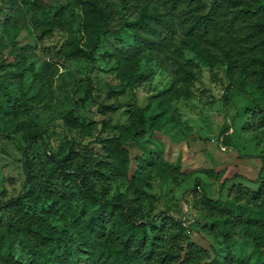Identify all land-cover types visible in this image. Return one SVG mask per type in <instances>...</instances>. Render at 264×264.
Returning <instances> with one entry per match:
<instances>
[{
  "label": "rangeland",
  "instance_id": "374dc122",
  "mask_svg": "<svg viewBox=\"0 0 264 264\" xmlns=\"http://www.w3.org/2000/svg\"><path fill=\"white\" fill-rule=\"evenodd\" d=\"M110 1L118 5L116 28L105 35L93 56H89L88 35L82 34L81 0H0V103L7 110L17 97L25 95L30 101L27 109L22 107L19 122L9 119L8 130L0 133V202L20 192L25 180L24 150L29 144H33L30 157L36 165L43 161L48 168L61 164L72 147L86 167L87 164L95 167L100 159L112 160L109 149L96 138L100 133L106 135L125 128L129 123L128 109L135 104H151L147 110L149 127L128 146L133 156L142 151L150 153L155 164L144 161L138 170L135 161L134 174L130 175L101 167L104 175L91 173L95 188H106L110 198L123 193L128 199L136 185L144 197L148 218L157 214L184 217L189 202L198 195L194 189L198 180L209 195L223 200L232 198L227 189L231 182L221 187L206 168L223 170L222 177L234 173L246 175L252 180H237L256 189L259 182L253 179L259 176L263 164L264 124L246 91L233 87L231 103L225 102L230 82L226 63L202 55L198 52L201 45H197L198 50L192 49L181 32L174 35L175 44L163 52L138 50L132 33L140 24L135 11L126 10L121 0ZM197 1L203 13L213 3V0ZM249 1L253 6L264 4V0ZM61 5H65L63 26L42 36ZM73 36L78 37L77 44L86 54H71ZM138 57L141 75L126 85L129 78L124 62ZM179 66L191 78L183 77L184 71ZM122 86L126 87L124 93L115 95L113 90ZM87 89L86 101L74 112L80 124L70 126L64 117ZM259 101L264 107V100ZM103 103H113L116 109L108 114L97 111ZM4 116L6 119L8 114ZM102 120L108 125L104 127ZM228 122L232 125V145H224L221 140V129ZM68 170L67 182L75 184L81 171L74 167ZM25 201V208L36 213L53 204L48 198L36 203ZM240 203L244 209L255 210L252 204ZM91 205L90 200L77 197L70 205L55 204L56 208L66 210L51 212L47 218L49 224L65 228L71 234L68 246L75 264H89L91 260L86 240L72 227L75 216ZM192 211L186 232L191 240L208 248L210 259L217 258L224 264H253L258 249L264 247V230L252 232L245 224L224 222L218 210L200 204ZM0 218L5 219L1 211ZM212 224L216 235L203 227L210 228ZM62 251L63 247L56 249L59 254ZM97 256L93 254L95 264H103V259H96ZM19 258L26 260L22 255ZM0 264L8 263L0 260Z\"/></svg>",
  "mask_w": 264,
  "mask_h": 264
},
{
  "label": "trees",
  "instance_id": "16d2710c",
  "mask_svg": "<svg viewBox=\"0 0 264 264\" xmlns=\"http://www.w3.org/2000/svg\"><path fill=\"white\" fill-rule=\"evenodd\" d=\"M83 11L81 27L82 34L88 35L89 56H93L96 48L105 35L116 28L115 15L118 5L110 0H81ZM126 10L135 11L137 28H132L136 38V48L140 51L155 50L163 52L175 44L173 37L176 33L184 34L187 45L198 50L204 56L215 62H225L226 72L230 82L224 95L225 102L231 103L230 91L233 87L250 94L254 111L258 109V118L264 124V107L260 99L264 100V4L253 6L249 0H213L208 12H201V3L197 0H121ZM65 5L57 10L53 20L45 26L42 36L50 33L55 27L63 26L62 15ZM78 37L70 38L72 43L70 52L73 55L86 54L77 44ZM85 52V53H84ZM140 58H132L124 62L128 68L130 85L140 76ZM182 76L191 78L189 72ZM237 74V77H236ZM126 87L113 90L115 95L124 93ZM112 93V91H110ZM89 94L81 98L74 108L65 115L68 125L78 126L74 112L86 101ZM30 101L25 95L17 97L15 103L5 110L0 103V133L6 132L9 119L18 121L22 107L27 109ZM151 104H135L128 109V125L118 132L101 133L96 141L103 143L109 149L112 160L100 159L95 167L84 166L78 159L77 150L70 148L61 164L55 168H48L43 161L36 165L30 157L33 144L24 150L25 180L17 196L0 202V211L5 219L0 218V260L4 263L23 262L19 255L26 258L23 264H75L72 260L70 246L71 234L64 228L60 229L48 223L51 212H58L55 204L64 206L77 200V197L90 200L92 205L75 216L73 229L87 242V249L91 255V264L96 259H103V264H224L217 258L210 259L208 248L191 240L186 232L187 221L193 218L192 209L198 204L220 212L224 222L232 220L234 225L245 224L249 231L264 230V156L260 174L253 181L259 182L256 189H250L241 184L239 178H248L241 173L222 177L223 170L216 167L206 168V172L213 175L221 187L228 182V195L232 198L222 199L207 193L201 180L196 182L194 189L198 194L189 202L184 217L176 218L169 215L157 214L148 218L144 209V197L135 185L130 198L120 193L110 198L109 190L97 189L91 181V173L104 175L101 167L116 173L134 174L133 162H137L138 170L143 162L155 164L150 153L142 151L132 155L128 145L132 140L141 138L149 127L147 110ZM116 109L113 103L96 108L103 114ZM8 114L5 119L4 114ZM103 121L104 127L107 122ZM231 121V120H229ZM232 125L228 122L221 129V140L224 145H232L230 134ZM40 135V133H38ZM43 142L45 137L41 135ZM47 143V142H46ZM89 161V160H88ZM38 166V167H37ZM98 166V168H96ZM81 171V177L75 184L67 182L70 175L69 168ZM105 177V176H104ZM199 191V192H198ZM41 198H48L53 204L47 210L36 213L25 208V200L35 203ZM245 201L252 204L255 210L242 208ZM200 207V206H198ZM64 211V210H63ZM209 233L215 234L213 224L210 228L203 226ZM63 247L62 253L56 249ZM60 259V260H59ZM89 262V264H90ZM253 264H264V247L258 249Z\"/></svg>",
  "mask_w": 264,
  "mask_h": 264
}]
</instances>
